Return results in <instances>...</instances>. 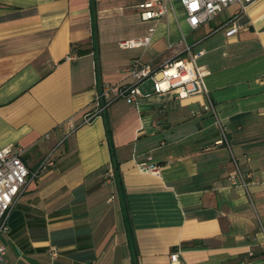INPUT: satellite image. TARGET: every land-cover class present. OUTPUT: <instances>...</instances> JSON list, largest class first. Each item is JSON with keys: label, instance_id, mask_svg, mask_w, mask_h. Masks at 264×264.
Returning a JSON list of instances; mask_svg holds the SVG:
<instances>
[{"label": "crops", "instance_id": "1", "mask_svg": "<svg viewBox=\"0 0 264 264\" xmlns=\"http://www.w3.org/2000/svg\"><path fill=\"white\" fill-rule=\"evenodd\" d=\"M150 1L0 0V149L21 148L30 174L52 162L13 204L7 264H264V0L195 31L178 0L143 21ZM150 29L148 47L119 48ZM184 44L215 115L148 81L149 98L80 124L99 85L127 83L135 60L157 70ZM147 157L159 176L136 168Z\"/></svg>", "mask_w": 264, "mask_h": 264}, {"label": "built area", "instance_id": "2", "mask_svg": "<svg viewBox=\"0 0 264 264\" xmlns=\"http://www.w3.org/2000/svg\"><path fill=\"white\" fill-rule=\"evenodd\" d=\"M258 0H178L185 15V23L190 31H195L200 27L210 23L228 7L236 5L242 13L246 8ZM171 0H153L138 6L140 17L143 21L160 19L172 10ZM225 37L231 39L240 30L236 19H230L223 26ZM148 31L145 38L120 42L119 48L122 50L142 49L151 44V34ZM174 52L172 58L162 64L157 70L142 64L138 60L133 61L124 73L128 79L125 84L99 85L92 100L91 107L82 116L81 125H87L95 118L103 114L104 109L114 100L122 99L130 105H137L142 99L149 98L150 95L143 94L140 87L145 82L152 83V92L155 95L171 93L177 100H185L192 96L200 95L204 98L202 109L215 115L214 108L205 85L206 74L202 68L198 67L197 55L190 52V48L184 44L182 52H175L174 47H169ZM186 53L188 58L181 59L179 55ZM65 60L70 61V57ZM22 150L19 147L7 146L0 149V235L7 231L6 223L13 207V204L26 185L29 178L35 177L46 167H51L52 162L49 155L39 163L33 174H30L22 162L20 156ZM136 168L142 172L159 176V169L150 157L136 163ZM264 253V242L261 245ZM4 248L0 245V264H7L4 259ZM56 252L49 251L50 259H54ZM178 258L177 254L170 256V261L174 263Z\"/></svg>", "mask_w": 264, "mask_h": 264}, {"label": "rangeland", "instance_id": "3", "mask_svg": "<svg viewBox=\"0 0 264 264\" xmlns=\"http://www.w3.org/2000/svg\"><path fill=\"white\" fill-rule=\"evenodd\" d=\"M236 7L235 6H230L228 7L226 10L223 11V13L221 14V17L224 18L226 16H228L229 18L232 17L235 13H236ZM2 235H0L1 237Z\"/></svg>", "mask_w": 264, "mask_h": 264}]
</instances>
